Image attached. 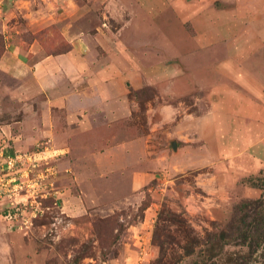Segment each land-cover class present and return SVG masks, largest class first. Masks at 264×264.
<instances>
[{
	"label": "crops",
	"instance_id": "0c3cea01",
	"mask_svg": "<svg viewBox=\"0 0 264 264\" xmlns=\"http://www.w3.org/2000/svg\"><path fill=\"white\" fill-rule=\"evenodd\" d=\"M178 5L187 6L190 21H147ZM122 11L125 20L117 16ZM182 26L191 29L197 60L221 43L224 64L226 58L239 60L236 69L223 67L226 79L218 89L188 88L181 66L159 56L165 46L177 52L185 39L168 30ZM131 30L143 39H132ZM147 30L159 49L153 55L146 50ZM0 35V176L18 175L4 164L7 157L48 141L54 156L47 193L68 216L93 211L104 197L118 199L107 205L110 210L138 206L146 193L162 199L172 178L156 180L171 158L183 175L205 165L215 173L236 140L246 145L253 168L264 166V113L256 114L264 109V0H0ZM243 47L252 48L246 57H240ZM249 61L262 65L245 71L241 63ZM144 84L155 86L162 99L203 91L207 117L165 121L172 108L159 104V121H151L150 103L140 132L130 121L136 105L130 90ZM154 205L152 199L143 219L129 228L140 254L149 246Z\"/></svg>",
	"mask_w": 264,
	"mask_h": 264
},
{
	"label": "rangeland",
	"instance_id": "374dc122",
	"mask_svg": "<svg viewBox=\"0 0 264 264\" xmlns=\"http://www.w3.org/2000/svg\"><path fill=\"white\" fill-rule=\"evenodd\" d=\"M178 6L180 9L167 7L161 12V17L147 21L175 22L181 21V18L190 21L191 17L187 14V6ZM127 9L128 12L132 10L130 6ZM179 14L181 15L179 16ZM127 15L122 11L117 16L120 20H125ZM133 16H137V13ZM110 17H107L108 21H110ZM111 21L117 23V20L113 18ZM126 31V35H128V29ZM172 32L176 35L174 38L181 39L183 37L185 39L182 45L177 48V52L176 50L167 52L166 46L162 47L163 51L159 52V49L156 48V38L154 35L149 36L148 30L145 36L150 39L151 44H146V50L148 53L152 52V55L158 51L161 58L167 56L180 65L186 73L187 82H190L187 85L188 88L200 84L201 89L213 85L218 89V85L225 83L224 79H226L223 67L231 65L233 69L238 67L239 60L232 58H226L228 63L224 64L223 56H227V53L224 54V43L213 45L202 55L201 60H197L193 56L195 45L193 46L190 40L192 39L191 29L182 26L178 29L168 30V33ZM139 33L131 30L130 37L136 41L143 39ZM132 35L134 36L132 37ZM237 40L235 39V43ZM241 51L240 57H246L251 53L252 48L243 47ZM232 56L234 57V54ZM261 65L262 62L241 63L242 67L247 66L245 71L252 66L255 68ZM239 73L240 71L236 72L237 75ZM230 81L233 82V86L237 85L233 79ZM239 90L235 91L239 92ZM130 96L136 102L135 111L130 121L138 123L140 132H143L145 121H149L148 107L150 108V103L155 108L153 111L150 110L153 113L151 121H159L160 114L157 109L159 104H167L170 109L172 108L165 121H186L192 117L205 118L209 112L207 95L203 91L188 93L177 98L170 96L168 99H162L155 86L144 84L138 89H131ZM180 101L183 104H178ZM231 105L234 112L239 110L235 102L232 101ZM263 113V107L256 109V114ZM233 115L239 118L238 115ZM223 117L225 116L223 115ZM1 122L3 121H0V124ZM236 141L226 156L223 155L224 161L221 159L219 166L217 163L215 173L209 171L210 168L205 165L183 175L177 171L175 159L171 158L169 164L171 166L165 170L160 169L158 173H162L161 179L156 180L163 181V176L168 178L166 180L172 178L173 182L169 181L166 184L170 191L166 192L162 199L159 196L154 198V195L146 193L144 201L135 207L119 204L110 210L107 205L115 202L114 200L118 201V199L109 200L104 197L99 200V207L93 211H91L93 208L90 207L91 209L88 208L89 211L86 214L68 216L62 212V204L57 202V198L51 197L47 193L50 189L49 179L53 178V173L48 170L45 172L44 178L40 180V185L32 182L31 186H23L24 188L17 191L18 193L15 192L12 198L3 202L2 198L0 199V264H152L158 256V248L152 244L153 232L158 230L161 234H165L161 231V225L166 223L161 219L160 213L163 208L181 214L197 233L203 234L205 230L212 229V222L218 227L224 226L239 201L264 198V186H261L264 166L253 168L245 154L246 145H243L241 139ZM167 144L170 148V143L167 142ZM0 145L5 144L0 141ZM45 166L40 164L35 170L30 171L29 178H35L38 171H44ZM197 173H202L200 183L195 178ZM12 177L11 185L26 179L19 178L15 174ZM155 183L153 182V185ZM152 199L156 205L153 206L152 220L149 223L150 227L148 226L149 246H147L146 254H140L139 249L134 245L133 232L129 228L132 224L143 219L145 214L143 210ZM169 231L174 232V226H171ZM175 250L178 253H184L177 246L170 248L166 253L169 256ZM246 251L247 247L234 244L225 245L217 261L221 264L220 258L228 254L235 255ZM195 258L193 255L192 257L190 255L183 256L176 264H193ZM250 264H264V260L258 255L256 260Z\"/></svg>",
	"mask_w": 264,
	"mask_h": 264
},
{
	"label": "trees",
	"instance_id": "16d2710c",
	"mask_svg": "<svg viewBox=\"0 0 264 264\" xmlns=\"http://www.w3.org/2000/svg\"><path fill=\"white\" fill-rule=\"evenodd\" d=\"M3 50L0 35V55ZM261 186H264V176ZM160 214L166 222L161 225L165 234L158 230L153 232L152 244L157 246L158 256L152 264H176L189 255L196 257L193 264H219L217 258L229 244L247 247V251L228 254L219 259L221 264H250L258 255L264 260V198L239 201L224 226L218 227L212 222V229L203 234L197 233L179 213L163 208ZM171 226H174V232L169 231ZM175 246L185 254L175 250L168 256L166 251Z\"/></svg>",
	"mask_w": 264,
	"mask_h": 264
},
{
	"label": "built area",
	"instance_id": "2783aa9c",
	"mask_svg": "<svg viewBox=\"0 0 264 264\" xmlns=\"http://www.w3.org/2000/svg\"><path fill=\"white\" fill-rule=\"evenodd\" d=\"M53 149L49 145L48 141H41L35 145V147L27 152H17L14 156L7 157L4 161V164L8 166V169H11V173H18L19 178H26L24 181L19 180L14 185L10 184L9 180H13V175L4 174L0 176V199L5 196L8 199L12 198V195L22 189V187L31 186V183L41 184V181L46 175L45 172L51 170L53 173L52 166L48 164V160L53 157ZM40 164L46 165L44 171H38L35 178H29V172L35 170ZM6 178V179H5ZM34 179V180H33ZM23 187V188H24ZM18 193V192H17ZM45 195V194H43Z\"/></svg>",
	"mask_w": 264,
	"mask_h": 264
},
{
	"label": "water",
	"instance_id": "95a60500",
	"mask_svg": "<svg viewBox=\"0 0 264 264\" xmlns=\"http://www.w3.org/2000/svg\"><path fill=\"white\" fill-rule=\"evenodd\" d=\"M173 147H175V142H173Z\"/></svg>",
	"mask_w": 264,
	"mask_h": 264
}]
</instances>
